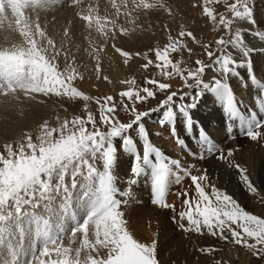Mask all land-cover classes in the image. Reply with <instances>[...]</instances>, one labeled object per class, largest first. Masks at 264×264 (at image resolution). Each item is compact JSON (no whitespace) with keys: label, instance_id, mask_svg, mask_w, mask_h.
I'll list each match as a JSON object with an SVG mask.
<instances>
[{"label":"rangeland","instance_id":"rangeland-1","mask_svg":"<svg viewBox=\"0 0 264 264\" xmlns=\"http://www.w3.org/2000/svg\"><path fill=\"white\" fill-rule=\"evenodd\" d=\"M42 1L50 2V0H34L30 4H22L29 6L22 7L16 3L11 4L12 0H0V53L6 55L27 53L28 59L37 61L40 66L48 70L50 75L54 74L60 81L58 84H53L51 88L41 82V90H33L29 86L32 84L28 76L29 70L25 69V75L20 84L15 81L12 83L0 82V155L5 157H7L6 145L16 151L21 145L26 147L29 140L39 146L38 138L41 136L49 142L54 141L59 138L61 132L67 133L68 129L64 128L65 121L70 122L77 116L86 120L88 113L92 114L96 127L106 132L107 126L100 121V105L104 103L106 97H112L109 106L116 105L114 113L116 117L121 122L127 123L134 118L130 111L133 104L127 98L120 96L122 92L144 87L155 91L154 98H148L147 101L135 104L137 110L147 111L156 107L159 100L163 99L168 92L178 91L182 94L190 91L183 86V81L179 76L171 78L164 76L172 70L171 67L163 65V62H159L157 51L168 48L169 59L174 63L179 62L182 69H194L197 66V60H201L205 64L211 62L206 54L205 45H208V51H214L216 40L222 35L227 37L223 26L217 28L204 14V0H102L101 2L95 0L84 4L81 8L78 7L77 10L74 9L68 13L69 15L63 14L58 17L49 14L52 10H48L53 8L57 0H51L48 4L50 8L48 6L36 7L33 9L35 12L22 10L28 7L31 9ZM79 1L74 0L75 6ZM232 2L234 0H227L229 4ZM128 4L133 7L130 11ZM263 4L264 0H249V6L252 8L256 20L260 18L259 15L264 13ZM207 6L213 9L217 20L221 13L231 18V13L227 11L224 0H212ZM42 8H45L47 12ZM59 8L63 10L62 6ZM26 13L30 15L28 16ZM232 27L233 30L237 27L241 28L247 46L264 48V38L243 31V29L251 27L247 22L237 20ZM256 27L257 30L264 31L258 26ZM123 28L126 30H122ZM118 29L121 31L118 32ZM115 36L120 37V42L110 45L112 37ZM113 46H116V49ZM231 50L232 48L229 47L228 51ZM184 74L186 75L187 72L185 71ZM212 76L213 72L206 69L202 78L205 82H211ZM146 80L168 83L171 87L161 93L156 91L154 84H146ZM191 91L194 92L195 89ZM141 94L143 95V93ZM81 97H87V99ZM122 99L123 103H121ZM125 104L129 108L127 112L124 111ZM85 105H87L86 108ZM260 112H264V108ZM161 114L153 113L151 117L145 118L149 138L154 146L173 157L175 154L172 149H164L168 143V137L171 135L167 126L161 127L158 123ZM193 118H196V115H193ZM237 124L238 122H235V125ZM198 125L200 124L198 123ZM69 127L72 126L69 125ZM86 128L95 130L91 124H86ZM49 132L53 135L48 136ZM157 132L159 135H156ZM183 132L184 125H182L180 136L185 138L183 141L188 145L194 129L190 134ZM224 136L225 139L220 145L218 144L219 140H215L218 142L216 145L220 146L225 156L227 150L231 148L234 153L230 157L234 160H231L233 165H239L248 173L246 163L249 159L252 161L260 151L258 145L260 140L251 141L245 136L247 141L241 148L237 143L236 136L229 133L227 128ZM134 139L137 140L142 155V145H139V140L135 135ZM171 139L173 140L172 137ZM189 144L192 145V143ZM182 151L185 152V150ZM251 151L255 152L250 153ZM185 154L188 155L187 152ZM130 158L131 156L120 153L117 163L113 167V174L117 177L115 186L119 191L128 193L127 197L117 195V199L126 200V203L120 205L119 210L126 221L125 227L137 241L146 245H151L153 241L156 242V257L159 264L245 263L242 259L247 260V264H264V255H256L254 249L235 244L227 231L224 235L228 239L222 240L218 235H210L203 228L200 233L182 230L179 227L180 223H183L185 227L188 226L187 220H180L178 215L180 211L186 209L184 193L187 192V198L190 200L196 198L195 187L192 185L190 176L184 175L182 171L172 166L173 175L169 177L165 202L173 207L161 208L151 203L150 175H142L135 184L128 183L133 179L130 173L132 159ZM175 159L181 161L183 168L191 166L189 168L191 175L199 177L204 175L207 170L203 160L190 155ZM219 165H221L223 173L217 170L211 174L207 170L208 180L201 181L202 185H208L205 187V191L210 194L211 185H215L236 199L246 211L264 218V174L261 185L254 183L248 175L250 182L257 189L256 193H250L243 184L242 186L238 184L239 173L235 171V166L229 170L226 169L229 168L226 163L223 162ZM96 166L102 170L101 161L98 160ZM177 173L182 177L179 183L175 182ZM219 173L223 175L220 177ZM81 180L82 177H77L78 184ZM71 182L72 177L66 176L65 183L69 187H71ZM79 194V189L73 193L74 197ZM62 202L60 195H56V199L52 202L53 208L58 209L59 213L56 211V215L60 216L59 222L47 210L40 212L39 209H44L43 206L36 209L25 206V210L33 211L36 215L41 213L43 214L42 219H48L53 224L52 229L55 232L53 235L57 237V240L54 244L47 245L51 256L43 258L45 260L62 259L53 251L56 247L69 249L71 259L81 260L80 264H88L89 256L106 259L108 249L100 245H96L95 249L87 248L82 243L84 233L72 232L75 223L71 219V214L75 213L81 223L85 218V213L78 208L75 200L64 211V215L61 214L60 208ZM194 207L195 205H193ZM174 215L176 222L172 218ZM21 224L24 228L23 238L17 241L19 233L13 226L12 240L18 247L22 246L24 249V253L19 257V264H27L32 259L33 246H35L36 255L39 256L44 243L36 236V229L34 230L28 221L22 219ZM61 226L63 230L58 231ZM94 232L95 226L89 225L87 238L93 244L96 241ZM248 242L253 243L250 239ZM206 248L214 250L211 252L201 251ZM0 253V263L11 264L6 250L0 249ZM77 253H79L78 256Z\"/></svg>","mask_w":264,"mask_h":264},{"label":"snow or ice","instance_id":"snow-or-ice-1","mask_svg":"<svg viewBox=\"0 0 264 264\" xmlns=\"http://www.w3.org/2000/svg\"><path fill=\"white\" fill-rule=\"evenodd\" d=\"M211 2L212 0H204V14L217 28L223 26L227 37L222 35L216 40L214 51H208V45L204 46L210 63L205 64L197 60V66L194 69H182L179 62L174 63L169 59L168 48L163 51L158 50L156 53L159 62H163L162 64L168 68L171 67L172 71L164 76L166 78L179 76L183 86L190 91L182 94L178 91L168 92L163 99L159 100L156 107L139 111L135 104L154 98L156 92L148 87L132 88L120 94L122 98H127L133 104L130 111L134 118L127 123L121 122L116 117L114 114L116 105L109 106L112 97H106L104 103L100 105V121L107 126L106 132L96 127L92 114L88 113L86 120L77 116L70 122L65 121L64 128L68 129L67 133L61 132L59 138L54 141L49 142L41 136L38 138L39 146L31 140L26 147L21 145L16 151H13L9 145L5 146L7 157L0 155V249L6 250L11 258V264H19V257L24 253L23 247H18L12 240L13 226L20 238H23L22 219L28 221L30 225L35 223L36 236L44 243L39 256L36 255V249L33 246L32 259L27 264H80L79 259H71L70 250L67 248L54 247L53 249L62 259L45 260L43 257L51 256L47 245L54 244L57 240V237L53 235V224L50 220L37 216L35 212L25 210V206L31 209L43 206L59 222L60 216L56 215V210L52 208L56 195L62 197L61 210L66 211L75 200L78 208L85 213L82 223L75 213L71 214V219L75 223L72 232L84 233L83 245L92 249L100 245L108 249L106 259L89 256L88 264H159L156 257V242L146 245L137 241L125 227L126 221L119 210L120 205L126 203V200L117 199V195L124 197L128 195L127 192H120L115 186L117 177L113 174V167L120 153L132 158L130 173L133 179L128 183L135 184L142 175H150L151 203L161 208L173 207L165 202L169 177L173 175L172 166L182 171L184 175L190 176L192 185L195 187L196 198L190 200L187 198V192L184 193L186 209L180 211L178 215L180 220H187L188 226L185 227L183 223H180L179 227L182 230L200 233L203 228L210 235H218L222 240L228 239L224 235L227 231L235 244L254 249L256 255H264V218L246 211L236 199L215 185H211L210 194L206 192L205 187L208 185H202L201 181L208 180L207 170L199 177L191 175L189 171L191 166L183 168L179 159L166 155L159 147L153 145L146 126L145 118L151 117L153 113H162L158 123L161 127H168L175 143L188 155L200 160L222 161L229 168L235 166L239 172V179L246 189L250 193L257 192L245 174V170L239 165H233L229 159L233 155L231 148L227 150V156H225L220 146L215 145L211 137L198 128L200 135L197 138L201 144L193 150L184 143L178 131L180 120L183 121L185 133H191L193 124L198 126V122L193 120V110L207 93L224 98L225 125L229 133L233 131L232 122H238L240 134L251 141L264 137V131H262L264 119L258 118V116H264V112H259L261 102H264V87L260 88L259 99H257L258 115L253 114L251 118L245 120L236 105L234 93L227 83L230 77L240 78L238 69H246L248 79L241 82H250L255 85L257 77L252 67V53L264 52V48L247 46L241 28L237 27L233 30L234 22L237 20L247 22L251 27L243 31H248L253 36L264 38V31L257 30V20L253 16L249 0H234L230 4L224 0L231 18L221 13L219 20L213 9L207 6ZM259 28L264 29V27ZM229 47L239 54V60L234 58L231 51H228ZM25 69L29 70L28 76L32 81L29 86L33 90H41V82L49 88L53 84L60 83L54 74L50 75L48 70L40 66L37 61L28 59L27 53L7 55L0 53V82L15 81L20 84L24 78ZM206 69L219 74V78L213 75L211 82H205L202 77ZM145 83L154 84L156 91L161 93L171 87L168 83H159L155 80H146ZM193 89H195L194 92L191 91ZM81 98L87 99V97ZM124 111H129L127 104L124 105ZM86 124H91L95 130L87 129ZM69 125L72 127L70 128ZM133 134L138 138L139 145H142V155ZM47 135L51 136L53 133L49 132ZM156 135H159V132ZM98 160L102 162V170L96 166ZM68 175L72 177L71 187L65 183V177ZM77 177H82L79 184ZM181 179L178 173L175 174V182L179 183ZM77 189L80 190V194L74 197L73 193ZM193 205H195L194 208ZM172 218L176 222V216ZM89 225L95 226V244L87 238ZM62 230L61 226L58 231ZM249 239L253 243H249ZM213 250L206 248L201 251Z\"/></svg>","mask_w":264,"mask_h":264},{"label":"bare ground","instance_id":"bare-ground-1","mask_svg":"<svg viewBox=\"0 0 264 264\" xmlns=\"http://www.w3.org/2000/svg\"><path fill=\"white\" fill-rule=\"evenodd\" d=\"M7 1V0H5ZM11 1V0H10ZM13 1V0H12ZM41 1V0H40ZM45 1V0H44ZM76 1V0H75ZM92 1L95 0H80L78 5L75 6L74 4V0H57L56 3L54 4L53 8L51 9L50 6H48V4L51 2H41L39 3L37 6H34L30 9V7L28 8H23L22 10H30L31 12H35L33 11L34 8L36 7H44V6H48L50 9L48 10H52L49 12V14L51 13L52 16L54 17H58V16H62L63 14L69 15L68 13L72 12L74 9L77 10V8H81L84 4H89ZM102 0H100L101 2ZM134 1V0H133ZM9 2V1H8ZM13 3H16L18 5H21L22 7H26L29 5H22V3H18L13 1ZM11 2V4H13ZM263 3V2H262ZM261 3V4H262ZM2 4V3H1ZM4 5V4H3ZM2 5V6H3ZM33 5V4H32ZM99 5V4H98ZM264 5V4H263ZM52 6V4H51ZM59 6L63 7V10L59 8ZM93 6V5H92ZM259 6H261L259 4ZM258 6V7H259ZM256 7V6H255ZM264 7V6H262ZM12 9V8H11ZM43 10L46 11L45 8H42ZM127 9V8H126ZM128 9L129 11L133 9L132 5L128 4ZM15 12V9L13 10ZM37 11V10H36ZM40 11V9H39ZM89 11V10H88ZM257 11V9H256ZM11 12V11H10ZM38 12V11H37ZM47 12V11H46ZM259 13V11H257ZM21 13V12H20ZM39 13V12H38ZM135 13V12H133ZM256 13V12H254ZM257 13V14H258ZM24 14V13H23ZM27 14V13H26ZM3 15V14H2ZM1 15V16H2ZM5 15V14H4ZM28 16L30 14H27ZM38 15V14H37ZM42 15V14H41ZM154 15V14H153ZM152 15V16H153ZM35 16V15H34ZM262 16V17H261ZM259 15V19L257 20V26L258 27H264V13L262 15ZM1 18V17H0ZM4 18H2L3 20ZM104 19V18H103ZM1 20V21H2ZM5 20V19H4ZM113 21V20H112ZM111 22V21H110ZM2 23V22H1ZM1 27V26H0ZM261 29V28H259ZM122 30H126V28H123ZM135 30V29H134ZM264 30V29H261ZM121 30L118 29V32H120ZM1 34V33H0ZM109 40V39H108ZM111 40V39H110ZM136 40V39H135ZM116 42L119 43L120 42V37L115 36L112 37V40L110 41V45H116ZM118 46V45H117ZM114 49H116V46ZM113 49V50H114ZM257 49H259L257 47ZM118 50V49H117ZM111 52V51H110ZM231 52L233 53L234 58H236L237 60L240 59V56L238 53H236V51L234 49L231 50ZM112 56V55H111ZM115 56V55H114ZM113 58V56H112ZM118 58V57H117ZM252 67H253V71L256 74L257 77V81L256 84L253 85L250 82L247 83H242L241 81H247L248 77H247V70L246 69H238L239 73H240V78L237 79L236 77H230L227 81V83L230 85L232 92L234 93L235 96V101H236V105L239 108V111L241 113V116L243 119L247 120L249 118H251V116L253 115V112L255 114L258 115V109H257V99H259V92H260V88L264 87V52L261 51H257L252 53ZM121 62V61H120ZM209 71H212L211 69H209ZM213 75H216L217 78H219V74L213 73ZM224 98L223 97H217L214 94H205L204 98L201 100V102L197 105V107L193 110V115H196V118H193L194 121L198 122L200 125H196L193 124L192 129H194V133L190 136V141H188V145L193 149L196 150L197 145L201 144V141L197 138L200 135V132L197 130L198 128L203 130L204 133L207 134V136H210L211 139L213 140V142H215L214 144L216 145L215 140H219V145L224 141L225 136H224V132L226 130V125H225V111H224ZM264 102H261V107L259 108V112L261 111L262 108H264ZM37 107V106H35ZM32 110V109H31ZM34 111V110H33ZM32 111V112H33ZM39 113V112H38ZM40 114V113H39ZM259 119H263V117L258 116ZM204 119V121H203ZM182 125H183V121L181 120L178 123V131L179 134L182 131ZM192 131V130H191ZM262 131H264V129H262ZM165 133V132H164ZM184 133V132H183ZM185 134V133H184ZM231 134L236 136L237 139V143L239 144V146L242 148L245 144H246V137L240 134V130L238 127V124L235 125V122H233V131L231 132ZM181 135V134H180ZM241 135V136H240ZM164 138V137H163ZM173 138V137H172ZM183 140H185V138H182ZM160 140V139H159ZM260 142L258 143V145L260 146V151L257 153V155H255L252 159V161L249 159L246 163V169L247 172L245 171V174L248 176H250L249 178L254 182V183H260V185L262 184V175L264 174V137L259 139ZM168 143H166V147L164 149L169 150L172 149V151H174V156L172 158H185L188 157V155L185 154L184 149H182L181 147H179L175 141L174 138L173 140L171 139V137H168ZM164 143V142H163ZM189 143H192L189 144ZM161 145V144H160ZM238 146V145H237ZM255 146V145H254ZM253 146V147H254ZM256 147V146H255ZM263 147V148H262ZM237 148V147H236ZM223 149V148H222ZM250 149V148H249ZM237 150V149H236ZM235 150V151H236ZM239 151V150H238ZM241 151V150H240ZM239 151V152H240ZM255 152V151H254ZM253 151H251L250 153H254ZM166 155L169 156L168 153L164 152ZM234 154V153H233ZM179 156V157H178ZM227 156V154H226ZM253 156V155H252ZM124 158V157H123ZM250 158V157H249ZM131 159V158H130ZM230 159V157H229ZM232 160V159H230ZM234 161V160H232ZM130 163V162H129ZM204 163V167L211 172V174H213L214 172H216L217 170H220L221 173H223V169L221 168V165L223 162L222 161H218V162H213L212 160H203ZM219 163V164H218ZM124 164V163H123ZM224 167V166H223ZM226 168V167H224ZM122 169V167H121ZM231 170L230 168H226ZM119 170V169H118ZM125 171V170H124ZM236 172H238V170H235ZM219 173L220 177L223 175ZM239 173V172H238ZM124 175V173H123ZM219 177V178H220ZM122 180V179H121ZM221 181V180H220ZM238 184L240 186H242V182L240 181V179L238 180ZM121 192V191H120ZM56 207V206H55ZM39 208V207H38ZM53 208V206H52ZM40 212L45 211L46 209L44 208H40L39 209ZM38 210V211H39ZM56 211L58 212V209H56ZM56 212V213H57ZM59 213V212H58ZM61 214H65V212L62 210ZM40 216L41 218L43 217L41 213H38L37 216ZM53 217H55L53 215ZM136 220V219H135ZM62 221V220H61ZM69 224V223H68ZM32 228L35 230L36 229V225L35 223L31 224ZM140 228V227H139ZM16 231V230H15ZM29 231V229H28ZM53 231V229H52ZM163 231V230H162ZM55 233V232H53ZM17 241L20 240V236H17ZM1 255V253H0ZM9 257V256H8ZM80 258V257H79ZM11 260V258H10ZM241 260V259H240ZM244 260L245 263L242 264H247V260ZM81 261V260H80ZM249 261V259H248ZM10 262V261H9ZM241 262V261H240ZM2 263V262H1ZM0 263V264H1Z\"/></svg>","mask_w":264,"mask_h":264}]
</instances>
